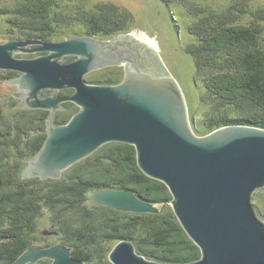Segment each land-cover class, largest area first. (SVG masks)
<instances>
[{
	"label": "water",
	"instance_id": "95a60500",
	"mask_svg": "<svg viewBox=\"0 0 264 264\" xmlns=\"http://www.w3.org/2000/svg\"><path fill=\"white\" fill-rule=\"evenodd\" d=\"M150 40L141 33H127L106 42L73 37L61 42L34 39L0 44V70L20 74L4 83L16 87L12 96L22 101L20 108L49 112L47 139L22 171V179L57 180L106 144L133 146L139 169L168 188L174 215L201 252V258L190 264H264V222L252 203L253 195L264 189V130L228 126L196 135L183 91ZM24 53L44 54L16 57ZM67 57L76 60L63 62ZM116 66L124 67L117 85L85 79L91 72ZM65 89L74 93L40 98L44 90ZM65 102L79 111L67 124L56 125L55 115ZM87 198L90 209L160 212L130 191L96 190ZM43 259L51 264H84L62 244L29 248L13 264ZM108 260L163 264L145 259L127 240L113 247Z\"/></svg>",
	"mask_w": 264,
	"mask_h": 264
},
{
	"label": "trees",
	"instance_id": "16d2710c",
	"mask_svg": "<svg viewBox=\"0 0 264 264\" xmlns=\"http://www.w3.org/2000/svg\"><path fill=\"white\" fill-rule=\"evenodd\" d=\"M158 1L166 6L177 3L192 19L188 32L196 43L186 47V54L194 60L196 77L205 89L202 102L210 107L203 125L193 126L194 133L206 136L228 126L264 130V8L251 10L250 2L256 0H232L223 9L197 0ZM96 11L84 13L81 20L88 36L126 33L128 19L115 6L107 11L101 5ZM3 13L9 14V9ZM245 17L250 22L241 24ZM8 24L25 41L49 42V1L18 0ZM7 74L11 79L19 75ZM90 83L117 85L119 80ZM64 108L55 116L56 125L67 124L79 111L72 103ZM17 116L10 123L0 111V264H12L28 247H34L32 235L42 205L50 210L53 226L64 237L62 244L71 249V257L84 264H111L108 256L113 247L107 244L115 246L124 240L131 241L149 261L190 264L201 258L172 211L168 188L142 173L133 146L106 144L64 171L61 179L24 180L22 171L47 139L49 112L20 109ZM11 151L19 157L15 165ZM96 190L130 191L161 211L133 214L102 206L90 209L87 195ZM260 216L264 219V213Z\"/></svg>",
	"mask_w": 264,
	"mask_h": 264
},
{
	"label": "rangeland",
	"instance_id": "374dc122",
	"mask_svg": "<svg viewBox=\"0 0 264 264\" xmlns=\"http://www.w3.org/2000/svg\"><path fill=\"white\" fill-rule=\"evenodd\" d=\"M17 1L18 0H0V11H4V8L9 9V14H0V44L6 43L10 40L25 41V37L22 36L23 34H19L17 30H14L8 24V18L11 17L12 10L16 7ZM48 1L50 29L49 42L66 41L73 37H90L100 41L110 40L112 37H103L100 35L88 36L86 32L87 30L81 20L85 15L84 13H96V8L101 5H105L107 11L108 9H111L112 6H115L118 9V12L125 15L128 19L126 23L127 31L124 34L141 33L147 36L148 39L153 40L156 44L159 58L183 91L192 125H197L198 128L203 125L209 115L210 107L202 102V95L204 94L205 89L201 80L196 77L194 60L186 54V47L190 44L196 43V39L188 32V27L192 22V19L187 15L182 6L177 5V3L166 6L158 0ZM231 1L232 0H197V2H200L201 4H208L216 9H223ZM250 7L251 10L264 8V0L250 2ZM248 22H250V19L245 17L241 21V24H248ZM40 54L44 53H24L20 55L18 54L16 57L21 59L36 58ZM65 59L67 58H64L63 62ZM117 71L122 73L117 67H108L89 73L85 79L89 82L121 81L123 76H121V74H116ZM7 72L14 71L0 70V111L4 118L11 123L17 120V114L21 109L20 105L22 104V101L12 96L16 92V87L4 84L11 79ZM18 76H20V74ZM46 91L47 90L41 92L40 98H42L43 95L49 97L54 96L55 91H49L48 93ZM11 152V155L14 156H11L10 158L11 164L15 165L17 160H19V157L18 155H15L14 151ZM62 177L63 176L59 179ZM252 203L254 206L256 205L255 208L257 214L264 222V219L260 216L261 212L264 213V189L257 191L253 195ZM157 208L161 211L160 207L157 206ZM54 232H57L58 235H49V233ZM63 238L64 237L61 233L53 226L50 210L45 205H42L36 229L32 235L33 241L31 245L34 247H40V249L45 247L49 248L54 245H61ZM107 245L114 247V243ZM34 247L31 248L30 246L27 249L31 248L37 250ZM27 249L21 255H23Z\"/></svg>",
	"mask_w": 264,
	"mask_h": 264
},
{
	"label": "flooded vegetation",
	"instance_id": "af4514ba",
	"mask_svg": "<svg viewBox=\"0 0 264 264\" xmlns=\"http://www.w3.org/2000/svg\"><path fill=\"white\" fill-rule=\"evenodd\" d=\"M115 37V36H114ZM114 37H112L111 39H113ZM94 39V38H93ZM96 40V39H95ZM98 41H100V40H98ZM107 41V40H106ZM106 41H102V42H106ZM67 58H71L72 59V61H69V62H73L74 60H76V58L75 57H67ZM65 63H69V62H66V61H64ZM117 68H119L120 70H121V76H123L124 77V67L123 66H116ZM123 77H122V80H123ZM121 80V81H122ZM121 81H119V83H121ZM73 90L72 89H65V90H62V91H59V92H55L54 93V96L53 97H61V98H65V97H69V96H71L72 94H73ZM71 93V94H70ZM70 94V95H69ZM49 98H51V97H49ZM67 103H69V102H65V103H63L62 104V106H63V109L61 110L62 112L63 111H65V108H64V104H67ZM57 113H60V112H57ZM57 113H56V115H57ZM55 115V116H56Z\"/></svg>",
	"mask_w": 264,
	"mask_h": 264
},
{
	"label": "bare ground",
	"instance_id": "6f19581e",
	"mask_svg": "<svg viewBox=\"0 0 264 264\" xmlns=\"http://www.w3.org/2000/svg\"><path fill=\"white\" fill-rule=\"evenodd\" d=\"M146 38H147V36H146ZM148 39V38H147ZM150 40V39H149ZM153 44H154V46H155V48L157 49V46H156V44L153 42V40H150Z\"/></svg>",
	"mask_w": 264,
	"mask_h": 264
}]
</instances>
